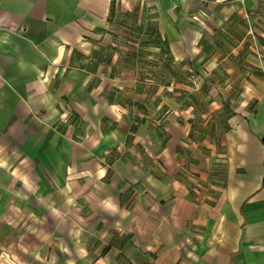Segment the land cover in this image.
<instances>
[{"label": "crops", "instance_id": "1", "mask_svg": "<svg viewBox=\"0 0 264 264\" xmlns=\"http://www.w3.org/2000/svg\"><path fill=\"white\" fill-rule=\"evenodd\" d=\"M201 1L192 13L187 0H0V173L25 187L0 197L27 198L24 215L38 223L8 239L20 224L0 205V264H264V25L253 30L262 79L217 82L216 69L234 67L199 45L237 17L264 21V0ZM137 5L183 83L200 69L201 86H226L213 107L193 111L177 90L166 107L139 110L149 106L119 17ZM164 52L150 51L160 63ZM230 86L241 91L231 97ZM63 216L79 218L85 237L69 254L43 253L62 245Z\"/></svg>", "mask_w": 264, "mask_h": 264}, {"label": "rangeland", "instance_id": "2", "mask_svg": "<svg viewBox=\"0 0 264 264\" xmlns=\"http://www.w3.org/2000/svg\"><path fill=\"white\" fill-rule=\"evenodd\" d=\"M204 4L205 3L201 0H187L186 9L190 10V12L192 13H196L201 10V6L203 7ZM146 13L147 8L145 6L137 5L134 6L130 11L123 10V12H120L121 16H119L120 19L123 20V33L120 35V37H123V53L125 54L124 57L129 67L134 65L135 59L139 62V75L141 77V81L143 82V94L146 100L144 101V103L149 106V108L147 107V109L142 104H139V110H145V112H149L151 110L153 111V109L157 110V106L159 105V103L160 108L158 110L166 107V99L169 95H172L173 92L177 90L179 92L177 93L181 100H183V94L186 93L187 97H185V100L189 99L193 111H204L210 109V107H213V105H211L212 100L210 98V94H212V96H214L215 98L221 99L223 95H226L223 92L225 91L226 86H221V84L219 83L215 86H211L204 81L203 85H205L207 88L203 85L201 86V81L199 82L198 80V78L200 79L202 77L200 69H192L190 76H193L194 78L191 79L190 84L183 83L184 80L182 73H186V71L175 69L174 66L168 64L170 63L169 53L161 55V57L163 56L162 59L164 60V63L156 61L155 58L152 57L150 51L153 48L154 44H158V40L161 41V39L159 38V36H157V38L155 37L156 33L158 32L157 27H155L156 23L149 21V17L151 16H146ZM115 15H117V13H115ZM191 23L200 24V22H198V20H196L195 18L191 20ZM262 25H264V21L262 18H255V20L252 21L248 17H245L244 19L241 17H237V19L233 21V23L230 24L228 22L225 25L214 29V34H212L211 39L207 38L209 40H206L204 36H201L199 45L201 43L200 46H202L204 50L213 54V61H218L225 65L227 62L234 67V71L230 74L226 73L220 68L216 69L213 76H211H215V79H218L216 80L217 82H221V80H224L225 77L228 78V76L233 75L237 79L248 80L250 77L252 79H262L260 66L263 61V55L262 51L259 48L260 38H257L255 32H253V30L255 31V29H260ZM116 43L118 42L116 41ZM119 43L122 45L121 41H119ZM161 45L164 46L165 43L163 42ZM131 48H141L142 50H137V52H135L132 51ZM218 73L221 74V76H219L220 78L217 76ZM174 77H176L175 82L184 84V87H172L169 81L172 82ZM240 89V87L230 86V88H228V92L232 93V97L237 95V93L241 91ZM157 93L159 96L155 95ZM190 119L195 121L192 126L196 129H193V132L191 131V133H193V137H196L198 133H201L199 130L200 118L198 116H194ZM208 135L212 134L209 133ZM204 154H206V152H204ZM179 171H182L185 174L190 173L188 169L187 171L179 169ZM180 175L181 178L186 181L188 175ZM1 176L2 173H0V177ZM179 176L178 174H176V177ZM3 177L4 176H2V178ZM3 179L4 180L0 181V190L2 191L7 190L11 194L15 195L17 192L21 193V191L25 189V187L21 185V183H17V181L15 180L5 181V178ZM200 187L199 185H190V187L187 188L189 191H193L194 189L197 191L204 188L202 185H200ZM26 201L27 198H22L20 196H13L11 198H6L5 196L0 197V205L3 207H7V215L9 216L8 223L12 225L13 223L19 222L20 224L19 228L8 231L10 233L8 239L17 238L23 232L33 233V231L37 229L38 223L34 221L30 222V218L32 216L26 214L24 215V212L27 211ZM22 217H25V222L23 225L22 222H20ZM46 219V222H49L52 218L49 219L47 217ZM64 219L65 217L63 216V220L60 225L61 229H59V235L63 239L62 245H59L58 247L52 246L49 250L47 247L45 251H43V253L69 254L70 249L75 248V246H70L71 239H74L75 241V239L77 240L78 238L85 237L87 231L85 229H79V222H81L79 218H74L73 222L69 220V217H67V221H65ZM52 225V223L46 224V226L49 228H51ZM72 226H74V229H71ZM3 232H6L5 229L4 231H0V238L7 239ZM81 248L84 250L85 247L83 246ZM31 249L37 250L39 248L35 246Z\"/></svg>", "mask_w": 264, "mask_h": 264}, {"label": "trees", "instance_id": "3", "mask_svg": "<svg viewBox=\"0 0 264 264\" xmlns=\"http://www.w3.org/2000/svg\"><path fill=\"white\" fill-rule=\"evenodd\" d=\"M161 44H162V42L158 40V45H160V47L162 48V51L164 52V50H165L164 53H166V44L164 45V48L162 47Z\"/></svg>", "mask_w": 264, "mask_h": 264}]
</instances>
